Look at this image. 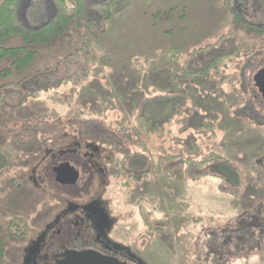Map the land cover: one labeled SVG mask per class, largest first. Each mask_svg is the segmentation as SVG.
Segmentation results:
<instances>
[{
  "label": "rangeland",
  "instance_id": "1",
  "mask_svg": "<svg viewBox=\"0 0 264 264\" xmlns=\"http://www.w3.org/2000/svg\"><path fill=\"white\" fill-rule=\"evenodd\" d=\"M27 1V15L53 10L50 0ZM125 3L120 16L100 23L104 32L95 40L84 43L72 21V39L41 46L26 68L25 74L48 68L36 81L50 89L66 78L57 87L64 102L51 100L52 89L37 96L23 91L29 80L21 92L0 91V264H18L28 235L45 219L46 203L58 202L33 191L28 164L83 128L96 137L106 131L104 138L139 159L138 180L127 176L122 188L118 179L106 196L127 228L121 235L147 264H264V175L256 161L264 155V98L252 91L253 74L264 66V34L247 26L264 24V0ZM230 4L247 22L232 18ZM18 41L10 37L8 44ZM215 59L220 67L199 78L183 71ZM172 92L187 98L175 118L154 132L141 129L140 101ZM112 144H101L104 154L114 151ZM210 152L225 159L198 169L186 160ZM224 166L237 170L236 185Z\"/></svg>",
  "mask_w": 264,
  "mask_h": 264
},
{
  "label": "flooded vegetation",
  "instance_id": "2",
  "mask_svg": "<svg viewBox=\"0 0 264 264\" xmlns=\"http://www.w3.org/2000/svg\"><path fill=\"white\" fill-rule=\"evenodd\" d=\"M252 87L254 93L264 98V86L260 88L253 82ZM252 119L259 121L255 117ZM83 129L85 132L74 129L76 135L56 147L45 148L44 154L28 164L25 177L33 191L46 197L53 194L58 202L52 206L46 203L45 219L36 232L28 235L18 264H69L70 256L77 253L119 264H147L121 235L122 229L127 228L121 213L112 209V198L106 196L108 191L116 188L113 183L116 184L118 179L122 188H125L127 176L138 180L139 159H129L127 149L121 143H116L118 147L104 138L106 131L100 130L102 136L96 137L87 128ZM107 141L114 151L104 154L101 144ZM262 157L264 155L256 161L264 175ZM63 163L78 171L74 183L62 184L56 180L54 169ZM116 202L120 204L119 200ZM262 223L257 221L259 225ZM77 261L87 263L84 258H77Z\"/></svg>",
  "mask_w": 264,
  "mask_h": 264
},
{
  "label": "trees",
  "instance_id": "3",
  "mask_svg": "<svg viewBox=\"0 0 264 264\" xmlns=\"http://www.w3.org/2000/svg\"><path fill=\"white\" fill-rule=\"evenodd\" d=\"M54 7L52 17L34 27H27L20 18V9L23 0H0V62L5 65L0 68V91L4 92L8 88L20 90L26 81H30L29 85L23 86V91H31L37 96L40 90L52 91L55 94L51 100L56 102H64L59 98L57 87L64 86L66 78L63 77L58 84L52 88L45 86L44 82H37L38 76L45 77L48 68L36 69L32 73L25 74L26 68L33 60L42 52L41 46H64L72 39L70 32V24L75 22L77 34L82 38L84 43L95 40L104 29L100 23L110 19L117 18L127 8L125 0H50ZM232 18L237 21L247 22L245 19L238 18V12L231 6L227 7ZM247 26L251 30L264 34V24L248 23ZM10 37L19 38L20 41L16 45L8 44ZM215 44V43H213ZM71 54L67 55L70 56ZM223 58V55H219ZM215 63V62H214ZM210 63L205 68L191 70L185 67L183 69L187 78H199L203 73L207 72L212 65ZM47 70V71H46ZM22 71L24 73H22ZM21 73L20 77L15 81H3L13 74ZM31 85H36L35 88ZM55 88V90H53ZM58 95V96H57ZM0 98H3L0 96ZM33 98H35L33 96ZM4 99V98H3ZM46 98L37 99V102H44ZM186 94L179 92L157 93L143 98L139 103V112L137 120L139 127L148 132H154L161 129L166 123L171 122L175 118V114L179 113V109L186 104ZM21 106V100L18 102ZM208 122L201 123V125ZM177 155L168 154L165 158H177ZM225 159L223 156L214 152L195 160L186 159L195 169L200 168L214 160ZM143 162V161H142ZM226 171V177L236 185L238 183V172L228 166L222 167ZM213 176L218 177L217 172H211ZM220 177V176H219ZM222 177V176H221ZM1 229V228H0ZM4 248L2 245V236L0 235V259L3 256Z\"/></svg>",
  "mask_w": 264,
  "mask_h": 264
},
{
  "label": "water",
  "instance_id": "4",
  "mask_svg": "<svg viewBox=\"0 0 264 264\" xmlns=\"http://www.w3.org/2000/svg\"><path fill=\"white\" fill-rule=\"evenodd\" d=\"M253 80L256 86L260 87L264 86V66L262 69L258 70L253 76ZM264 95V93H263ZM56 180L62 184H70L74 183L78 177V171L71 167L68 163H63L59 167L54 169ZM77 258H84L87 263L85 264H119L114 260L103 259L92 255H83L82 253H77L70 256L69 264H83L77 263ZM140 262V261H139ZM120 264H128L126 262H122ZM145 264V263H139Z\"/></svg>",
  "mask_w": 264,
  "mask_h": 264
},
{
  "label": "crops",
  "instance_id": "5",
  "mask_svg": "<svg viewBox=\"0 0 264 264\" xmlns=\"http://www.w3.org/2000/svg\"><path fill=\"white\" fill-rule=\"evenodd\" d=\"M25 1L26 0H23V3H22V6H21V9H20V18L22 19V21H23V23L27 26V27H34V26H36V25H39V24H41V23H43V22H46V21H48L51 17H52V15L54 14V7H53V5H52V11H48V9L47 8H44V9H41L40 11H38V12H30V14L28 13V15H27V11H28V1L26 2V4L24 5V3H25ZM46 10V11H45ZM47 12H49V14H47ZM251 30V29H250ZM263 34V33H262ZM228 43V41L226 42V43H223V44H227ZM233 50H235V49H233ZM237 51L235 50V52L233 53V54H235ZM224 53V52H223ZM221 55H223L224 56V54H221ZM219 56V55H218ZM226 56H224L223 58H222V61L224 60V58H225ZM217 60H219V59H217ZM217 60L215 59V60H208L207 62H208V64L210 63V65L212 64V63H216L217 62ZM214 63V64H215ZM221 63V62H220ZM224 63H226V62H223V64ZM207 64V65H208ZM217 64V63H216ZM212 65V67H214L215 69L216 68H218V67H220L218 64L217 65ZM207 65L205 66V67H207ZM249 65H250V63H249ZM218 66V67H217ZM208 72H210V69L208 70L207 69V72L206 73H203V75H205V74H207ZM257 72V71H256ZM255 72V73H256ZM255 73L253 74V76L255 75ZM230 76H232V75H230ZM254 112H257V111H254ZM247 113V115L248 116H250V114H251V112L250 111H247L246 112ZM251 119V118H250ZM251 120H254V119H251Z\"/></svg>",
  "mask_w": 264,
  "mask_h": 264
}]
</instances>
